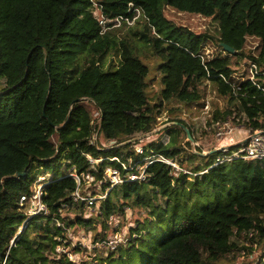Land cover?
<instances>
[{
  "label": "trees",
  "instance_id": "obj_1",
  "mask_svg": "<svg viewBox=\"0 0 264 264\" xmlns=\"http://www.w3.org/2000/svg\"><path fill=\"white\" fill-rule=\"evenodd\" d=\"M96 1L109 17L126 16L133 3L149 20L102 34L91 0H0V264H227L228 255L247 249L239 239L263 252L249 264H264V161L210 168L217 152H189L193 131L183 120L156 131L164 103L179 104L175 113L203 107L207 85L228 103L226 115L214 117L246 116L264 128V94L239 78L246 61L264 71V0ZM167 9L216 21L217 50L206 53L209 37L180 27ZM249 40L258 41L255 50H248ZM152 58L162 86L154 105L146 62ZM222 76L240 87L237 96ZM154 134L169 140H153L139 153L135 137ZM160 157L180 163L188 157L190 172L176 173ZM109 169L124 182L112 186ZM141 169L145 181L128 180ZM86 175L104 199L82 190ZM41 178L48 214L29 216L20 200ZM76 192L93 204L75 201ZM97 204L99 215L86 218ZM126 209H144L147 219L117 250L79 262L58 252L72 247L71 229L95 231L96 223L103 230L93 245L107 241L111 217Z\"/></svg>",
  "mask_w": 264,
  "mask_h": 264
},
{
  "label": "rangeland",
  "instance_id": "obj_2",
  "mask_svg": "<svg viewBox=\"0 0 264 264\" xmlns=\"http://www.w3.org/2000/svg\"><path fill=\"white\" fill-rule=\"evenodd\" d=\"M166 14L169 19L173 20L176 24H178L180 27H184L190 32H192L195 35H206L209 37L206 45V53L210 54L213 50H217L218 44L217 39L219 36V26L216 21L213 19L203 18L200 16H190L185 14H179L176 13L173 10L167 9ZM214 38V40H213ZM221 46V44H220ZM258 46L257 40H249L247 48L248 50H255ZM150 67L151 74H150V80H149V88H148V95L150 99V103L152 105L159 102L160 97V91H161V75L158 70V60L157 59H149L146 61ZM241 66V73H242V67ZM206 102V105H208V109H210L209 113L208 110L205 109L204 105L202 106H196V107H183L181 113H175L173 109L178 108L180 105L176 102L171 103V105L164 103L163 107L159 109L161 112L158 115V128L156 131H161L163 128H165L172 120L181 119L183 120L193 131V138L191 142V148L189 149V152H197L202 151L203 154L208 155L211 154L214 150H216L219 145L226 144L227 139L223 141H219L216 138H214V135L211 131H207V129L214 123V122H224L223 118H220L221 116L226 115V110L228 108V103L226 100L221 99L217 97V95L213 92L210 85H207L206 88V98L204 99L203 103ZM94 109V108H92ZM95 118H98L99 113L98 111H95ZM217 113H220L221 116H216ZM211 116V118H210ZM235 115L230 116L233 118ZM228 118V116H227ZM218 119V120H217ZM138 139H141L139 141L140 144L137 145L138 152L142 150V146L148 144L149 142L153 140H162L164 142H168L167 135H157L154 134L152 136H148L147 138L138 135ZM237 138H239L238 135H236V138L234 137V140L236 141ZM98 139L100 141V138L95 135V140ZM187 141H185L184 144H186ZM103 145L109 146L107 142L104 141ZM210 158L208 161L209 163H212L214 159ZM181 163L184 164V166L181 165V163L176 160L175 162L172 161V164H175L174 169L176 170V173H180L181 171L187 172L189 165L188 157H184ZM98 162V161H97ZM190 172V171H188ZM187 172V173H188ZM192 172V171H191ZM113 171L111 169L106 173L107 181H117L118 177L113 175ZM202 174V173H201ZM49 178V177H48ZM43 180V178H42ZM41 179L36 183V185L32 188V190H35L36 188H40L43 183H41ZM98 184H94L92 182H87L82 190L86 192H96L98 194V197L95 199L96 201L102 200L106 197L104 192H102V189L97 186ZM111 186L108 187V192L111 190ZM95 201V202H96ZM23 209H26L27 214L30 216L31 212L29 207H25ZM94 214L99 215V204H97L95 207H89L87 209V213L85 214L86 218L92 217ZM74 216V215H71ZM95 216V215H94ZM147 219V213L144 209H126L125 215L115 217V221H111L110 230L108 231V236L113 237V235L117 234L122 236L124 239L130 240V238H133L134 236H131V228L136 229L138 227V224L143 222ZM152 228H154L156 231L161 230L162 228L159 227L157 224H152ZM103 226L101 223H96V230H88L85 229H76V231H73L71 229L68 232L69 241L67 243L72 246L69 249L64 250V246H61L58 249V252H69L72 254L74 261L81 260V258H85L87 260H90L91 258H94L96 254L101 253V249L93 248L94 244V236L96 233L102 232ZM240 246H244L247 249H241L240 252H237L235 255L230 254L226 258L227 264H249L250 262H255L262 254L263 252L261 249L257 247H253L251 244H249L245 239H239ZM82 247L84 248V252L75 253L72 252L76 247ZM107 256V254H104Z\"/></svg>",
  "mask_w": 264,
  "mask_h": 264
},
{
  "label": "built area",
  "instance_id": "obj_3",
  "mask_svg": "<svg viewBox=\"0 0 264 264\" xmlns=\"http://www.w3.org/2000/svg\"><path fill=\"white\" fill-rule=\"evenodd\" d=\"M92 2V12L95 20L98 22L102 34L112 31L115 29H119L123 26L133 27L136 23L141 19L145 18L149 20L144 11L138 7H136L133 3H131L128 7V14L126 16H117V17H109L104 13L103 5L99 4L96 0H91ZM242 75L239 78L243 80L249 79L263 94H264V85L262 83V78H264V71L261 70L259 65L253 61H246L242 67ZM222 78L229 84L232 88V92L234 96L238 95L240 91V87L236 83H231L227 81L223 76ZM206 105V102H205ZM204 105V107H205ZM208 105H206L205 109L208 110ZM211 118V116H210ZM207 131H211L214 135V138L219 140L220 142L227 139L226 144H221L219 147L214 150L217 152V157L214 161V164L210 167L213 168L215 166H219L227 163H235L238 161H264V128L263 129H255L252 126L250 119L246 116H234L233 118L228 117L224 122H214ZM236 135L239 136L236 141ZM94 141L95 138H94ZM142 152V150L140 151ZM114 160L118 161L117 158ZM160 162H164L173 168L175 164H172V161L166 160L163 157L157 159ZM149 164H152L151 159L149 160ZM110 170V169H109ZM108 170V171H109ZM113 171V175L118 177L117 181L111 182L112 186L121 184L124 182L120 173L115 169H111ZM208 172L205 171L204 173ZM76 181L78 182V186L81 185V178L77 175H73ZM83 178L87 182H93L94 177L90 175L83 176ZM130 181H145V171L141 169L140 174H130ZM41 183L46 181L45 178H41ZM42 186L40 188H36L32 190L31 196H22L20 200V206L22 208L29 207L31 215L36 216L39 214H48V207L44 203L42 199ZM90 201V204H93V199L84 198L80 192H76L75 201ZM111 221H115V217H111ZM128 239L120 237V235H113V237H109L107 241L100 242L98 244L93 245V248L107 250L108 252L111 250H117L119 245L127 243ZM65 252V251H63ZM71 261H74L73 256L69 252H65Z\"/></svg>",
  "mask_w": 264,
  "mask_h": 264
},
{
  "label": "water",
  "instance_id": "obj_4",
  "mask_svg": "<svg viewBox=\"0 0 264 264\" xmlns=\"http://www.w3.org/2000/svg\"><path fill=\"white\" fill-rule=\"evenodd\" d=\"M221 47H223V49H224L226 52L230 53V54H234V53H235V50H234L233 48L229 47V46L226 45V44H221ZM181 126L184 128V130H185L186 133L188 134V137L191 139L190 131H189L184 125H181ZM24 175H26V174H19V175H17V176H18V177H21V176H24Z\"/></svg>",
  "mask_w": 264,
  "mask_h": 264
}]
</instances>
